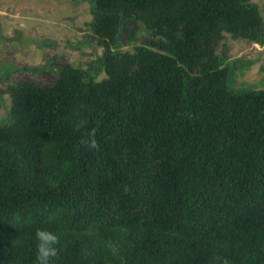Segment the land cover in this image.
Listing matches in <instances>:
<instances>
[{
    "label": "trees",
    "instance_id": "16d2710c",
    "mask_svg": "<svg viewBox=\"0 0 264 264\" xmlns=\"http://www.w3.org/2000/svg\"><path fill=\"white\" fill-rule=\"evenodd\" d=\"M92 2L106 76L10 88L0 264H35L37 228L59 234L53 264H264V91L232 89L215 53L225 31L264 40L259 7Z\"/></svg>",
    "mask_w": 264,
    "mask_h": 264
},
{
    "label": "rangeland",
    "instance_id": "374dc122",
    "mask_svg": "<svg viewBox=\"0 0 264 264\" xmlns=\"http://www.w3.org/2000/svg\"><path fill=\"white\" fill-rule=\"evenodd\" d=\"M264 23V0H252ZM92 0H0V124L10 119L12 91L23 81L53 85L62 64L87 70L97 80L106 76L101 63L104 46L92 29ZM153 34L140 24L134 41L120 40L134 49ZM215 53L230 69L229 84L236 91H264V40L224 32Z\"/></svg>",
    "mask_w": 264,
    "mask_h": 264
},
{
    "label": "clouds",
    "instance_id": "9594fccd",
    "mask_svg": "<svg viewBox=\"0 0 264 264\" xmlns=\"http://www.w3.org/2000/svg\"><path fill=\"white\" fill-rule=\"evenodd\" d=\"M81 143L90 148H98L95 139V129H92ZM36 241V261L35 264H53L54 258L58 255L59 234L45 228H37L34 233Z\"/></svg>",
    "mask_w": 264,
    "mask_h": 264
}]
</instances>
